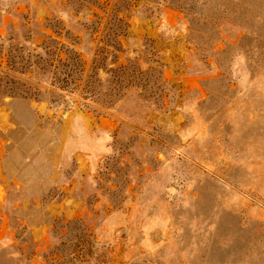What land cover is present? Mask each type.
Returning <instances> with one entry per match:
<instances>
[{
  "label": "rangeland",
  "instance_id": "1",
  "mask_svg": "<svg viewBox=\"0 0 264 264\" xmlns=\"http://www.w3.org/2000/svg\"><path fill=\"white\" fill-rule=\"evenodd\" d=\"M113 1L0 0V37L58 23L86 76ZM185 1L126 14L119 63L161 65V100L0 96V264H264V0Z\"/></svg>",
  "mask_w": 264,
  "mask_h": 264
},
{
  "label": "trees",
  "instance_id": "2",
  "mask_svg": "<svg viewBox=\"0 0 264 264\" xmlns=\"http://www.w3.org/2000/svg\"><path fill=\"white\" fill-rule=\"evenodd\" d=\"M138 1H145L140 9L141 13L148 11L146 16L149 17L165 5L182 12L190 21L199 17L198 10L187 5L185 0H114L106 13L100 46L86 76L85 63L75 48V37L68 31L62 34L64 28L58 23L46 22L45 28L55 37L44 36V40L36 46L38 51L20 44L13 35L0 37V96L37 100L39 82L48 78L54 89L79 94L83 101L98 104L99 109L113 108L122 92L135 88L145 92L147 99L161 100L152 91L161 89L163 85L161 65L160 69L157 66L152 67L150 72H142L136 62L119 63V55L123 52L121 38L127 36L129 29V15L126 14ZM147 2L152 6L149 7ZM89 3L95 4V0H89ZM92 29L97 31L98 27ZM56 37H62L66 42L61 43ZM100 70L111 78L106 94H103ZM35 79L36 84L32 83ZM82 105L90 108L87 103Z\"/></svg>",
  "mask_w": 264,
  "mask_h": 264
}]
</instances>
